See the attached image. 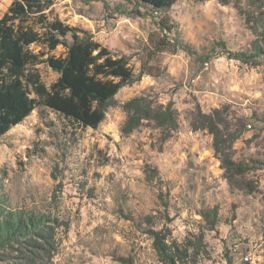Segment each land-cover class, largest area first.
Here are the masks:
<instances>
[{
	"label": "rangeland",
	"instance_id": "1",
	"mask_svg": "<svg viewBox=\"0 0 264 264\" xmlns=\"http://www.w3.org/2000/svg\"><path fill=\"white\" fill-rule=\"evenodd\" d=\"M12 1L0 0V18ZM51 9L125 56L136 78L109 102L95 130L38 107L0 138L4 205L69 224L57 231L51 264H162L148 228L167 230L179 244L202 234L205 253L185 264H264V0H177L158 12L125 0H53ZM160 18L173 26L167 37ZM255 41L263 53L253 62L231 58L252 53ZM64 52L59 46L52 54ZM142 66L153 75L139 77ZM37 69L47 87L56 81L46 65ZM135 97L170 105L178 129L143 121L123 134V106ZM198 112L222 119L224 137L238 135L225 152L247 172L232 184L212 136L190 127ZM213 208L218 222L209 231L200 212Z\"/></svg>",
	"mask_w": 264,
	"mask_h": 264
},
{
	"label": "trees",
	"instance_id": "2",
	"mask_svg": "<svg viewBox=\"0 0 264 264\" xmlns=\"http://www.w3.org/2000/svg\"><path fill=\"white\" fill-rule=\"evenodd\" d=\"M125 1L158 12L168 10L177 0ZM52 6L53 0H14L0 18V138L38 107L50 110L78 129L95 130L104 121L109 102L122 88L136 81L125 56H115L87 31L52 17ZM104 7L109 9L106 3ZM114 11H119V7ZM135 13L142 16L137 10ZM157 27L165 36L173 31V26L164 18H160ZM160 45L159 51L167 47V44ZM31 46L40 50L35 52ZM59 46L64 48V55L54 56L52 52ZM260 53L263 48L255 41L252 53H234L231 58L249 63ZM39 65H46L58 75L49 87L41 81ZM143 69L142 66L139 77L153 75L150 68L147 72ZM123 110L127 115L123 134L133 132L143 121H152L169 132L178 129L176 112L170 105L155 108L145 98L135 97L124 104ZM222 122L213 115L198 112L191 118L190 127L193 131L206 130L212 136L215 154L220 155L226 178L232 184L247 168L235 163L225 152L238 135L224 137L220 130ZM200 216L208 230L213 231L218 222L217 210H202ZM144 223L151 227L153 218L145 217ZM68 228V222L50 214L6 207L0 193V264H51L58 247L57 231L66 232ZM144 234L151 239L162 264L196 263L197 256L205 253L202 234L182 244L165 229L148 228Z\"/></svg>",
	"mask_w": 264,
	"mask_h": 264
},
{
	"label": "built area",
	"instance_id": "3",
	"mask_svg": "<svg viewBox=\"0 0 264 264\" xmlns=\"http://www.w3.org/2000/svg\"><path fill=\"white\" fill-rule=\"evenodd\" d=\"M243 260H244L245 262H249V261H250V257H249V256H246V257L243 258Z\"/></svg>",
	"mask_w": 264,
	"mask_h": 264
}]
</instances>
